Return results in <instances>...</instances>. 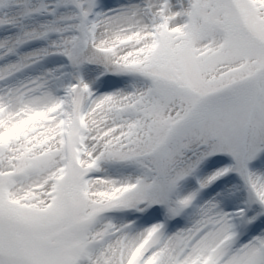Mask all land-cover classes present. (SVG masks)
Instances as JSON below:
<instances>
[{
  "label": "snow or ice",
  "instance_id": "6c2138e0",
  "mask_svg": "<svg viewBox=\"0 0 264 264\" xmlns=\"http://www.w3.org/2000/svg\"><path fill=\"white\" fill-rule=\"evenodd\" d=\"M0 264H264V0H0Z\"/></svg>",
  "mask_w": 264,
  "mask_h": 264
}]
</instances>
